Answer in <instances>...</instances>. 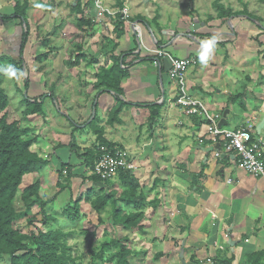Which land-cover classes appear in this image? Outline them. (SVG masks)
<instances>
[{
	"label": "crops",
	"instance_id": "obj_1",
	"mask_svg": "<svg viewBox=\"0 0 264 264\" xmlns=\"http://www.w3.org/2000/svg\"><path fill=\"white\" fill-rule=\"evenodd\" d=\"M73 1L29 0V27L33 28L37 23L40 27L37 30L40 33L44 30L43 35L49 34L48 38L55 45L51 49L55 48L56 57L47 63L52 68L65 66V57L70 51L69 41L64 40L62 44L57 37L64 39L67 35L62 22L72 17V9L76 6ZM114 3L116 5L117 1L103 0L102 3L108 11L106 15H110L109 21L116 18L109 13L119 12L113 7ZM196 4L199 5L200 0ZM91 10L95 13L94 9ZM14 14L15 3L0 0V15ZM99 18V21H107L105 15ZM229 20L234 27L239 21L235 34L233 29L229 30L227 21L220 20L218 24L216 21L196 20L188 35L173 37L170 33L160 35L158 29L154 32L150 23L143 20L127 22L124 36L115 44L118 45L117 56L129 54L124 60L129 77L122 82V99L140 106L126 107L119 116L120 122L114 125L109 123L110 113L117 104L112 92L94 94L88 91L87 96L72 94L66 99L62 95L69 90L67 85L74 83L68 76L47 80L49 91L56 87L59 91L54 96L45 91L48 87L44 77L32 78L27 97L30 104L39 100L43 107L38 108L37 113L27 115L30 107L29 103H24L20 108L21 126L29 129L28 136L34 141L32 152L47 161L48 166L27 175L28 182H22L21 187L25 189L39 183L41 199L56 198L50 205L55 207L58 204V208L52 210L63 216L68 208L73 207V202L83 199L80 203L82 218L88 211V220L93 219L96 226L97 239L104 240L108 234L131 240L129 247L133 255L129 260L132 264H137L140 259L143 264H210V260L214 264H248L247 258L254 254H262L260 264H264V180L240 168L237 158L217 157L213 149L215 143L207 135L208 128L203 120L169 108L178 93L177 83L171 75L172 64L164 62L160 69L155 65L159 58L152 56L154 50H163L174 59L195 61L198 66L189 69L187 76L192 95L202 99L211 113L224 116L229 111L226 118L228 128L239 129L248 120L256 118L255 137L264 142V128L258 134L259 126L264 122V81L234 79L233 76L237 78V75L230 68L243 74L248 69L245 65L251 56L249 51L255 49L253 45L258 48L257 57L262 54L263 58L264 29L251 30L252 22L247 18ZM135 24L140 27L139 34ZM22 27L18 20L4 22L0 19V29H7L0 32V37L18 33L22 36ZM212 37H216L217 42L211 58H217L216 49L223 50L224 61H229L224 67L220 59L216 63L221 68H216L210 59L206 64H201L198 59L200 42ZM33 41L30 36L25 51L28 56ZM1 45L0 51L4 52L5 46ZM234 59L237 66L231 64ZM81 63L84 64L83 60ZM96 64L94 66L105 65L102 62ZM113 66L114 61H109L104 69ZM85 80L94 85L97 83V77ZM146 104L160 106L154 123V110L145 107ZM9 109L6 111L8 116ZM95 128L104 132L105 140L115 149L126 152L128 161L134 166L131 172L140 185L138 196L145 198L144 205L139 208L144 233L119 226L118 234L112 235L111 207L99 215L85 201V195L94 186L115 191L119 197L124 191L119 175L106 185L92 181L91 170L82 155L98 146ZM62 164L71 168L72 177L70 188L59 193L57 185ZM50 184L53 186L51 195L47 193ZM58 219L54 224L61 222Z\"/></svg>",
	"mask_w": 264,
	"mask_h": 264
},
{
	"label": "trees",
	"instance_id": "obj_2",
	"mask_svg": "<svg viewBox=\"0 0 264 264\" xmlns=\"http://www.w3.org/2000/svg\"><path fill=\"white\" fill-rule=\"evenodd\" d=\"M8 1L15 3V14L13 16L0 15V19L4 22L18 20L24 29L18 54L9 58L0 57V66H6L8 62L25 73L24 55L30 40V27L27 17L30 4L29 0ZM82 1H76L74 9L81 16L77 23V28L83 35L82 40H84L90 36L88 29L91 28L93 22L88 17V13H91L95 0H87L85 5H83ZM117 6L119 12L115 16V33L118 39H121L125 33L126 23L135 22L136 20L135 18L129 19L124 16V2L122 0H117ZM215 8L218 11V18L223 22L231 18L240 17H246L251 22L259 20L247 11L233 12L232 10L225 9L221 4L216 5ZM142 20L148 23L146 20ZM259 29L263 30V27L259 25ZM160 46L158 45L159 48ZM117 47L118 45L115 46V50H117ZM127 56L129 54H122L120 58L115 57L114 66L99 74L97 76V83L95 84L98 93L112 92L116 98L117 104L109 116V123L111 125L120 122L119 116L126 107L140 106L138 104L126 103L122 99L124 94L122 82L129 77V71L125 68L126 65L124 63ZM82 58V56H78L77 62L80 63ZM148 60L151 62L154 61L153 58H149ZM4 77V74L0 73V113H4L0 119V260H6L9 264H79L78 260L73 256L72 248L68 245L67 239L69 234L65 233L62 229H58L54 225L56 219L46 212V208L53 203V200L44 201L41 199L40 184H32L20 193V187L24 177L40 172L48 166V162L38 154L32 152L31 148L34 141L28 136L29 129L22 128L18 122H8L9 119L6 111L9 107V97L5 90L1 88ZM22 78L19 80L14 79L15 83L18 85ZM25 90H28V80L25 82ZM27 103H29L30 107L26 113L27 115L37 113V109L43 107L40 105L39 100L35 104H30L28 97ZM144 106L152 110L159 109L160 107L155 104H146ZM242 106L244 107L243 104ZM95 133L98 146L93 150L85 151L82 155L86 166L90 170L94 169L100 147H106L110 151L115 150L114 146L105 140L102 130L95 128ZM64 173H67L66 176ZM118 175L124 188L120 197L115 191L109 192L107 189L105 190L94 186L85 195V201L86 203H90L92 209L99 215L108 207H111L110 223L114 229L121 226L125 229H138L144 233V227H142L143 219H141L142 214L139 213V208L144 205L145 198L142 195L138 196V190L140 188L139 182L131 171L121 170ZM71 177V168L62 164L59 173L60 181L57 185L59 193L70 188ZM92 181L95 184L98 182L105 185L111 183V181L102 182L95 176H93ZM17 197L22 199L27 211H31L36 205L41 206L43 216L42 225L49 228V231H44L34 226V231L31 234H24L14 228L15 222L26 216V213H20L15 209L14 202ZM81 201L83 199L80 198L73 202V207L68 208L64 214L73 225L77 224L82 218ZM119 204H121V207H119ZM34 221L31 220L30 224L33 225ZM86 234L89 238V252L92 255L88 264H130L129 259L133 255V250L129 247L131 242L129 238L118 236L110 237L108 234H105L106 237L100 242V247L95 251L94 244L97 240V234ZM261 257L262 254L249 256L247 263L260 264ZM143 262L140 259L137 261V264H143Z\"/></svg>",
	"mask_w": 264,
	"mask_h": 264
},
{
	"label": "rangeland",
	"instance_id": "obj_3",
	"mask_svg": "<svg viewBox=\"0 0 264 264\" xmlns=\"http://www.w3.org/2000/svg\"><path fill=\"white\" fill-rule=\"evenodd\" d=\"M78 0H74L76 2ZM87 0H84L83 4H86ZM117 1V0H113ZM124 2V11L127 12L128 17L135 18V20H142L147 19L150 23V26L156 32L158 29L160 35H167L170 33V35L176 36L177 34L180 35H188V31H190L191 28L194 27L196 20L203 21H209L213 22L216 21L218 24H220V19L218 18V11L215 8L218 4H223L225 9L232 10L233 12H245L247 11L250 15L257 17L259 20L256 22H252L251 30H256V28H259V25H261L264 29V0H200V4H196L198 0H122ZM117 10H119L117 4L113 5ZM92 9L95 10V13H88V17L93 22V25L91 28H89L90 36H88L87 39L82 40V34L79 32L77 28V23L80 20L81 16L76 12L75 9H72V17L69 21H66L65 23L62 22V27H65V30L67 31L66 37L64 39L61 37H57L59 41L62 42L64 40H68V47L70 48L69 52H67V55L65 57V66L58 68L54 67L52 68L51 64L48 65V62H52L54 60L55 56V48L51 49V47L55 46L52 44L51 39L48 38L49 34L45 33L43 35V32L40 33L37 29L40 28L37 26V23L33 25V28H30V36L34 40V44L30 48L29 56L27 54L24 55V65H25V76L22 78V80L19 81V84L17 85L15 83L14 79H9L6 76L4 77L3 84L1 88L5 90L6 94L9 97V107H10V113L8 116V122L14 123L18 122L22 124V114L20 108H23V104L27 103V93L28 90H25V82L28 80V89H29V83L32 78H36L35 76H42L44 77L47 83V80L50 78H56V77H64L68 76L72 79V84L67 85L68 91L64 94L67 96H63V98L69 99L71 98L72 94L80 95L81 97L87 96L88 91L89 93H97V89L93 82H89V80L83 81V79L93 77L96 79V77L103 73L105 68V65L109 61H114V58H120L119 55L117 56L115 50V44L118 41V37L115 33V19L112 21H109L107 12H104L103 10H100L96 6V2ZM142 12V13H140ZM139 13V14H138ZM110 14V13H109ZM138 14V15H137ZM144 16L141 17L140 16ZM105 15L107 18V21H99V16ZM195 15H198L196 18ZM93 16V18H91ZM157 17V20L154 22V18ZM246 19L245 17H240V19ZM238 19V18H237ZM229 22V23H228ZM239 21H237V24L234 25L231 24V20L227 21V26L230 29H233V33L235 34L234 30L239 29ZM132 23V22H131ZM130 23V24H131ZM41 24V23H40ZM68 24V26H67ZM129 24V26H130ZM49 23L46 24V27H48ZM22 26V25H21ZM43 26V25H41ZM242 27V26H241ZM23 28V27H22ZM235 28V29H234ZM21 29H19L20 32ZM23 30V29H22ZM192 30V29H191ZM6 32L7 29L2 28L0 29V32ZM232 33V34H233ZM156 34V33H155ZM66 38V39H65ZM239 38H237V41ZM32 42V43H33ZM21 43V34L18 33L16 36H3L0 37V48L1 44L5 46V51H0V57H13L14 55L18 54L19 48ZM242 43V42H241ZM228 44V43H227ZM225 45V44H224ZM255 47L254 50H250L249 54L251 55L249 57V61L247 62L246 71L241 74V71L238 69L231 68V71L235 75H237V78L233 76L234 79H248L249 82L252 80H258V81H264V55L262 58V54L260 57H257V46L253 45ZM154 48V47H153ZM262 49V48H261ZM155 51V50H154ZM226 51V50H224ZM46 52V53H45ZM216 56L217 58H210V60L214 63L216 68H221L220 65H218L216 62L220 59L223 60V67L227 65L229 61L223 59V50L216 49ZM222 52V53H221ZM264 54V52H263ZM82 56L83 63L77 62V57ZM152 56L156 57V53H152ZM64 58V57H63ZM263 60V61H262ZM87 62V64H85ZM105 63L104 66L98 67L94 66L96 63ZM8 63V62H7ZM6 63V66L9 64ZM47 64V65H45ZM96 64V65H98ZM232 65L237 66V61L231 63ZM213 65V64H212ZM198 64L194 61L190 65V69L196 68ZM229 73V72H228ZM41 78V77H40ZM90 84V85H89ZM48 89H46V92H49L51 96H54L55 93H59L57 90V87L55 90L49 91V85L47 83L46 85ZM63 87V86H62ZM41 88V87H40ZM31 96V95H30ZM42 98L43 96H39ZM38 98V99H40ZM45 98H48L46 96ZM30 100V99H29ZM28 104V103H27ZM28 108V107H27ZM70 114V112H68ZM4 115V113H0V119ZM1 130V129H0ZM262 133V132H261ZM258 132V134H261ZM28 177L26 176L23 180L24 184L28 182ZM52 184L49 185L48 194L51 195L52 191ZM23 188H20V193L23 192ZM56 200V198H51L44 201L49 200ZM79 199V198H78ZM77 199V200H78ZM70 202V200H68ZM61 203L63 201H60ZM15 209L20 213H26V216L22 219H19L15 222L14 228L24 234H31L34 231V226L41 228L44 231H49V228H46L42 225L43 222V216H42V209L40 205H36L35 208H33L31 211H27L25 209L24 203L21 198L17 197L14 202ZM57 209L58 204L55 205V207H51V205L46 208V212L50 215H52L54 218H59L61 222H57L54 225L58 229H62L65 233L69 234V238L67 239L68 245L72 248L73 256L78 260L79 264H88L91 260V253L89 252L88 247V240L87 234H91V231H97L95 230V225L93 219L90 218L88 220V211H85L84 213V219L82 218L77 224L73 225L69 222L67 217L63 216L61 213H56V211L52 209ZM51 210V211H50ZM35 220L33 225L30 224L31 220ZM96 223V222H95ZM118 229H111L112 235L117 232ZM102 234V231L100 230V235ZM118 234V232H117ZM106 237V236H104ZM102 240L97 239L94 244V250L96 251L100 247V242ZM0 264H9L6 260H0ZM132 264V260L131 263Z\"/></svg>",
	"mask_w": 264,
	"mask_h": 264
},
{
	"label": "built area",
	"instance_id": "obj_4",
	"mask_svg": "<svg viewBox=\"0 0 264 264\" xmlns=\"http://www.w3.org/2000/svg\"><path fill=\"white\" fill-rule=\"evenodd\" d=\"M95 2L97 8L108 12L103 7V0H95ZM117 13L110 14L116 16ZM123 14L128 18L126 11ZM135 28L139 34L138 24H135ZM155 53L159 58L155 63L156 67L161 69L164 62H171V75L178 86L177 96L169 103V108L178 109L186 116H195L203 120L208 128L207 135L215 145L220 144L222 153L234 155L240 168L249 175L264 180V142L255 137L258 120L252 118L239 129L222 126L223 114L211 113L205 102L194 97L190 91L187 76L192 61L174 59L163 50H155ZM98 153L91 176L97 177L102 182L112 181L121 170L132 171L134 169L133 164L128 161V154L122 150L110 151L106 147H100ZM216 156L221 157V153L216 152ZM212 217L213 220L217 219L214 215ZM209 263L214 264L211 260Z\"/></svg>",
	"mask_w": 264,
	"mask_h": 264
},
{
	"label": "clouds",
	"instance_id": "obj_5",
	"mask_svg": "<svg viewBox=\"0 0 264 264\" xmlns=\"http://www.w3.org/2000/svg\"><path fill=\"white\" fill-rule=\"evenodd\" d=\"M40 5H37L39 7ZM216 37L210 39L202 40L200 42V51L198 52V59L201 64H206L213 54V50L216 45ZM0 73H3L9 79H21L25 73L12 64L7 66H0Z\"/></svg>",
	"mask_w": 264,
	"mask_h": 264
},
{
	"label": "water",
	"instance_id": "obj_6",
	"mask_svg": "<svg viewBox=\"0 0 264 264\" xmlns=\"http://www.w3.org/2000/svg\"><path fill=\"white\" fill-rule=\"evenodd\" d=\"M198 23V22H196ZM158 114V110L155 109L154 112H153V118H152V123L155 122L156 120V116ZM229 114V111H226L225 114H224V118H223V121L221 123L222 126H226L227 125V122H226V118ZM264 128V122H262V124H260L259 128H258V132L261 133L262 129ZM217 153H221V158L224 159V158H231L232 160H235V156H232V155H228V154H224L222 153V150H221V147H220V144H216L213 148Z\"/></svg>",
	"mask_w": 264,
	"mask_h": 264
}]
</instances>
